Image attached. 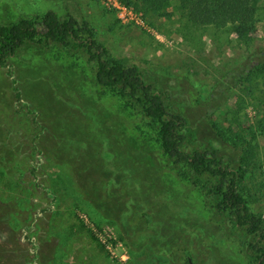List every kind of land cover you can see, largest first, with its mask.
Segmentation results:
<instances>
[{"label":"rangeland","instance_id":"obj_1","mask_svg":"<svg viewBox=\"0 0 264 264\" xmlns=\"http://www.w3.org/2000/svg\"><path fill=\"white\" fill-rule=\"evenodd\" d=\"M133 2L0 0V21L49 9L61 17L67 8L86 15L100 43L138 62L188 116V149L218 148L235 165L248 166L242 188L264 220V132L247 162L242 148L221 135L255 125L264 113V102L239 83L234 63L246 46L225 29L185 28L177 1L168 14L147 13ZM260 5L264 9V0ZM256 38L255 44L264 43V18ZM260 54L264 46L253 60ZM10 62L33 112H19L11 79L0 68V126L10 128L0 137V194H19L11 189L17 183L31 189L8 212L0 204L6 253H20L23 264H188L187 252L196 264H253L243 230L146 136L147 119L139 111L124 109L97 85L95 66L85 57L30 43ZM257 91L264 93V85Z\"/></svg>","mask_w":264,"mask_h":264},{"label":"trees","instance_id":"obj_2","mask_svg":"<svg viewBox=\"0 0 264 264\" xmlns=\"http://www.w3.org/2000/svg\"><path fill=\"white\" fill-rule=\"evenodd\" d=\"M126 1L128 4L134 3L133 0ZM135 1L137 5L142 4L147 13L160 14H168L172 2L177 1L180 21L185 28L214 26L236 33L240 42L246 46V51L233 62L239 64V83L243 84V90L249 92L250 96L258 98L259 103L264 102V93L257 91L260 85H264V81L261 82L264 79V56L260 54L256 55L254 60L252 58L253 54L261 53L264 46V43L255 44L258 23L264 18L260 0ZM30 43L53 46L62 53L65 51L71 55L85 57L88 63L95 66L97 85L103 88L105 93L118 97L123 102L124 109L135 108L147 119L146 136L156 140L164 154L179 166V171L184 177L189 175V179H192L197 187L202 186L207 195L214 197L213 208L228 216L235 227L243 230L244 242L253 264H264V220L261 214L252 210L247 192L242 188L248 166L235 165L233 159L221 153L218 148L188 149L187 143L191 134L188 116L169 103V97L149 80L138 62L112 54L107 46L98 41L96 31L86 15L72 12L68 8L64 17L49 9L13 22L0 21V68L6 69L11 79L12 92L19 112L27 114L33 112V109L22 100V91L10 60ZM0 128L1 131L5 129L0 131V137L2 134L5 137L10 132L8 126ZM260 132H264V113L255 125L240 127L238 130L228 129L226 133L223 130L221 135L236 149L242 148L247 162L254 155L253 141ZM256 164L259 166L261 163ZM256 164L254 163L253 167ZM254 174L255 170L252 171V176ZM252 182L254 184V180ZM15 188L19 189V194H10L7 197L0 194V204L5 205L6 212V207L16 202L22 203L21 195L31 191L21 183L11 189ZM8 215L10 224L11 217ZM10 237H14V234ZM91 238L97 240L93 235ZM11 248L14 250V247ZM8 249L0 244V264H23L21 254L11 255L6 253ZM187 262L196 264L188 252Z\"/></svg>","mask_w":264,"mask_h":264},{"label":"built area","instance_id":"obj_3","mask_svg":"<svg viewBox=\"0 0 264 264\" xmlns=\"http://www.w3.org/2000/svg\"><path fill=\"white\" fill-rule=\"evenodd\" d=\"M97 236H98L100 239H102V241H103L104 243H107L108 246L110 245V242L107 241V239H105V237L103 236L102 233H97Z\"/></svg>","mask_w":264,"mask_h":264}]
</instances>
